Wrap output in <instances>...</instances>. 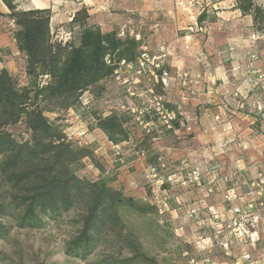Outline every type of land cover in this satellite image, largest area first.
Instances as JSON below:
<instances>
[{"label":"rangeland","instance_id":"1","mask_svg":"<svg viewBox=\"0 0 264 264\" xmlns=\"http://www.w3.org/2000/svg\"><path fill=\"white\" fill-rule=\"evenodd\" d=\"M115 2L101 13L90 14L87 8V23L138 42L132 62L137 65L145 54V72L130 70L126 84L122 68L119 78L113 73L72 108L40 104L54 108L45 116L68 140L92 149L103 167L100 171L84 159L76 174L104 178L125 195L156 207L153 214L126 215L143 252L156 264H249L262 258L263 234L250 241V218L235 221L232 209H244L251 197L264 200V30L257 32L234 0ZM257 4L264 9V0ZM204 10L207 17L198 23ZM58 32L63 39L70 33L77 43L78 28H54L56 40ZM23 72L15 74L21 86L28 83ZM128 88L136 96H128ZM158 97L164 107L178 109L180 121L172 129L155 122L157 130L147 133L128 109L149 107ZM111 112L129 118L128 140L117 145L96 128L95 118ZM10 130L19 139L29 138L23 124ZM72 232L66 219L40 230L15 227L0 239V264H97L101 250L86 258L65 254ZM234 232L245 234L238 240Z\"/></svg>","mask_w":264,"mask_h":264},{"label":"trees","instance_id":"2","mask_svg":"<svg viewBox=\"0 0 264 264\" xmlns=\"http://www.w3.org/2000/svg\"><path fill=\"white\" fill-rule=\"evenodd\" d=\"M257 1L234 0L235 8L251 16L254 28L261 32L264 9ZM2 2L15 25L13 38L25 59L28 83L21 86L17 75L0 68V239L15 227L40 230L66 219L73 230L65 244L66 255L86 258L101 250L97 264H156L143 252L126 218L131 213L153 214L156 207L125 195L104 178L79 177L76 167L84 159L100 171L103 167L92 149L68 140L60 126L45 116L54 108L40 106L47 102L61 110L75 107L83 93L100 88L113 75L112 61H134L139 43L89 25L84 6L64 24L69 31L79 29L77 43L72 39L64 43L51 33L50 9L25 11L16 0ZM206 17L204 10L198 23ZM128 120L116 112L95 118L96 128L114 145L128 140ZM18 124L24 125L28 139L12 133L10 128Z\"/></svg>","mask_w":264,"mask_h":264},{"label":"built area","instance_id":"3","mask_svg":"<svg viewBox=\"0 0 264 264\" xmlns=\"http://www.w3.org/2000/svg\"><path fill=\"white\" fill-rule=\"evenodd\" d=\"M10 27L14 31L15 25L13 21L10 22ZM57 38L59 41H62L64 43L68 42L70 40V33H65L67 34L68 38H59L58 35H60L61 32H58ZM62 34V33H61ZM138 64H134L132 61H126L124 59L120 60L119 62L112 61V64L116 65V68L114 70V75L119 78L121 69L124 68L125 72L127 74L126 78L123 80L124 83H129V76L128 74L131 72L130 70H134L137 75H141V73L145 72V66L146 63L148 62V58L145 54H143L138 60ZM106 62L110 63V59L106 58ZM155 68H160V65L158 63L153 64ZM138 67V68H137ZM152 75L153 72H152ZM166 76V73H163L161 76V81L163 84L165 83L164 77ZM155 82H157V77L154 75ZM128 96L133 97L136 96V92L132 91L130 88L127 90ZM156 101L154 104L150 105L149 107L141 108L139 110L135 108H129L128 110L132 113L135 114V122L138 126H141L145 132L149 133L150 131L157 130L158 124L164 127L165 129H172L175 123H178L180 121V115L181 113L178 111V109H168L164 107L163 104L160 103V97L155 99ZM153 118H156L155 121H153ZM157 122L158 124H156ZM151 174H154L155 168L152 167L150 170ZM196 174V172H193ZM151 176H155L151 175ZM264 188V186H263ZM262 195V193L260 194ZM232 214L233 218L235 217L238 219L245 218L248 216L250 218L249 225L250 229H248L246 236L248 234V238H250V241L254 237H259L258 233L259 231L263 234V239H264V200L260 198H249L245 202V207L242 209V207L236 206L233 207L232 209ZM241 233L239 232H234L232 236H234L235 239L240 240L241 237H244V234L240 235ZM228 242L223 245L224 248H227ZM264 252V250H263ZM243 259L245 261L250 260V256L248 254L243 256ZM249 264H264V256L262 258H259L255 261H250Z\"/></svg>","mask_w":264,"mask_h":264},{"label":"crops","instance_id":"4","mask_svg":"<svg viewBox=\"0 0 264 264\" xmlns=\"http://www.w3.org/2000/svg\"><path fill=\"white\" fill-rule=\"evenodd\" d=\"M16 3L19 9L25 11L50 9L52 14L50 19L51 30L54 28L57 30L64 29V24L68 23L74 13L83 6L91 8L89 13H101V10L109 8L110 4H112L111 8L116 4L115 0H16ZM0 13L3 15L0 16V68H5L12 74H20L22 69L24 71L25 59L17 49L13 30L9 25L11 19L7 17L9 10L2 0H0Z\"/></svg>","mask_w":264,"mask_h":264}]
</instances>
